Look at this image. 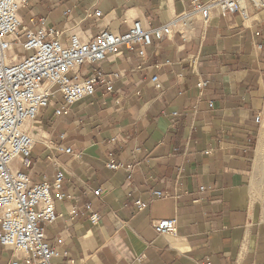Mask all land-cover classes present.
<instances>
[{
	"label": "crops",
	"instance_id": "crops-1",
	"mask_svg": "<svg viewBox=\"0 0 264 264\" xmlns=\"http://www.w3.org/2000/svg\"><path fill=\"white\" fill-rule=\"evenodd\" d=\"M243 7L245 15L213 9L207 24L192 0H31L20 9L23 26L35 29L32 18H44L66 43L106 29L124 34L136 20L151 29L180 22L172 36L122 46L77 69L81 78L102 69L112 90L98 85L68 113L56 112L63 98L55 90L26 123L35 138L32 165L17 168L33 181L64 173L68 197L57 200L51 188L59 217L45 227L50 241L63 240L53 262L264 264V0ZM201 79L209 80L202 90ZM110 160L124 166L113 170ZM137 200L148 205L139 210ZM91 212L101 214L96 225ZM173 217L175 237L155 230V220ZM19 258L0 244V264Z\"/></svg>",
	"mask_w": 264,
	"mask_h": 264
},
{
	"label": "built area",
	"instance_id": "built-area-1",
	"mask_svg": "<svg viewBox=\"0 0 264 264\" xmlns=\"http://www.w3.org/2000/svg\"><path fill=\"white\" fill-rule=\"evenodd\" d=\"M30 1L0 0V244L21 252L22 258L14 259L11 264H63L52 261L60 255L59 246L63 240L56 238L55 242L50 241L45 227L54 224L59 217L55 200L68 197L61 192L64 173L58 170L53 182L47 176L33 181L27 172L17 168V163L26 168L32 165L35 138L25 130V125L37 118L40 110L54 96L55 90L63 98L57 113H68L74 103L94 94L100 84L112 90V81L106 78L102 69H93L85 78H81L77 69L85 64L101 62L109 55H117L122 46L135 43L148 46L153 44V37L160 40L172 36L180 22L173 19L159 28L151 29L136 20L129 32L124 34L106 29L89 38L72 35L66 43L60 38L61 31L48 26L44 18H32L35 29L23 26L19 11ZM243 1L212 0L203 3L192 0V11L200 14L202 22L207 24L213 9L222 15H245ZM70 12L71 9H66L64 14ZM96 14L100 15L101 12L96 11ZM16 46L21 50L20 58L14 52ZM11 50L19 59L9 57ZM144 54V50L139 52L140 56ZM114 76L117 78L120 73ZM151 81L157 90L161 88L158 75L153 76ZM208 83V79H201L197 87L202 90ZM177 114L174 112L172 115ZM56 149L59 152H72L71 148L60 145ZM108 166L115 170L124 164L110 160ZM127 168L128 178H132L133 166L127 165ZM52 187L57 190L56 199L52 195ZM200 189L203 191L206 187ZM179 190H182L180 184L177 185ZM95 193L100 195L102 190L98 188ZM154 195L157 198L168 197L163 191H156ZM135 204L142 210L148 202L137 200ZM72 213L77 214L76 210ZM89 220L96 225L101 220V214L91 212ZM153 226L159 234L175 237L178 220L176 217L159 219L153 222ZM138 259L142 261L144 256ZM198 263L213 264L209 257Z\"/></svg>",
	"mask_w": 264,
	"mask_h": 264
},
{
	"label": "rangeland",
	"instance_id": "rangeland-1",
	"mask_svg": "<svg viewBox=\"0 0 264 264\" xmlns=\"http://www.w3.org/2000/svg\"><path fill=\"white\" fill-rule=\"evenodd\" d=\"M16 53H20L21 52V50H20V48H19V46H16V48H15V50H14ZM10 53L12 54H14V52L11 50L10 51ZM21 55V54H20ZM17 59H19V58H17Z\"/></svg>",
	"mask_w": 264,
	"mask_h": 264
},
{
	"label": "bare ground",
	"instance_id": "bare-ground-1",
	"mask_svg": "<svg viewBox=\"0 0 264 264\" xmlns=\"http://www.w3.org/2000/svg\"><path fill=\"white\" fill-rule=\"evenodd\" d=\"M9 54V57H11V58H16L17 59V57L15 56V54H11L10 52L8 53ZM26 126V125H25Z\"/></svg>",
	"mask_w": 264,
	"mask_h": 264
}]
</instances>
